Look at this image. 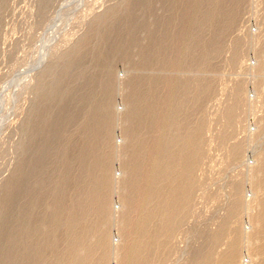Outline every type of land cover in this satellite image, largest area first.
I'll return each instance as SVG.
<instances>
[{"label": "bare ground", "instance_id": "1", "mask_svg": "<svg viewBox=\"0 0 264 264\" xmlns=\"http://www.w3.org/2000/svg\"><path fill=\"white\" fill-rule=\"evenodd\" d=\"M130 1L135 3V0ZM144 1L140 0L138 3L149 4L151 0ZM191 1H187L190 6L185 4L189 8L184 6L187 10L184 9L176 27L180 38L177 39V46L169 47L163 33L150 34L153 36L152 41L142 52L139 70L165 68L168 64L175 67L188 65H185V57H189L187 53L185 52L187 56L182 60L179 57H183L184 52L179 51L182 53L180 55L181 53L176 51L181 48V44L191 41L192 34H197L196 27H200L202 21L208 19L206 16L212 15L213 18L209 19L215 20L216 25L221 23V28L217 29L215 26L217 34L220 29L229 30L238 16L237 5L243 0H215L221 1L224 6L216 9L214 13L212 11L211 14L202 11L200 0ZM224 2L233 3V6L230 8V3L227 6ZM127 23L129 45L137 44L136 30L140 24L133 17H128ZM187 25H192L191 33L188 32L191 36L183 39L180 36L186 34L184 29ZM115 28L114 26L112 32ZM151 30L149 29L154 32L156 28ZM117 31L119 30H115V33ZM166 31L167 29L165 33ZM121 34H118V37L116 35L118 39L114 38L113 41H110L113 35L102 37L103 44L110 49L101 57L104 64H112L119 51L121 53L124 49L120 45ZM218 36L220 39V35ZM181 39L183 41L179 42ZM174 47L179 57L175 58L176 55L173 53L172 56L175 55L173 59L170 54L174 52ZM210 49L207 51L213 50ZM116 51L118 54H115ZM208 52L203 56L205 59L199 57L194 59L193 55L196 54L190 55L193 61L191 58L188 59L194 63L199 62L200 65L199 63L197 65L200 69H208L215 57H209L211 55ZM215 53L213 52V55ZM191 61L189 65L193 66L194 63ZM85 69H82L83 73L91 71ZM100 69L102 70L101 67ZM73 71L75 72V69ZM96 72H99L98 69ZM88 73L87 77L91 74L94 76L93 72ZM107 73L105 74L107 78L104 75L107 83L103 81L106 85L102 88L100 87L102 73L101 76H98L100 75L98 73L94 78L89 76L88 80L86 79L87 83L85 81L88 86H91L90 84L99 86L100 94L98 88V92L92 94L90 88L87 90L89 94L88 92L84 96L79 94L83 93V90L73 86V79L81 80V75L74 76L72 85L69 84L73 95L68 91L70 86L68 90L64 89L69 95L66 93L64 95L59 86H51L49 90L51 93L46 95V100L52 103L55 96L56 98L58 96V99L60 96L62 105L58 103L60 106H57L53 103L57 108L51 109L50 105L48 114L36 115L37 121L40 118V126L37 124L38 127H35L32 137L30 136L33 139L31 146L33 148L28 152L32 149L29 153L32 155L30 157L26 155L28 159L24 157L25 161L19 169L20 173H17L19 175L15 187L10 189L8 197L10 209L7 214L5 213L6 216L0 225V264H170L177 254L184 252L185 249L182 250L180 246L182 233H185L184 226L194 212V195L199 186L196 174L206 153L202 141L203 120L192 127L188 125L186 128L189 129L187 130L189 133L182 134V121L178 114L191 104L200 105L210 94L211 85L204 79L178 87L175 85L178 82L169 78L131 80L132 96L128 101L125 143L121 148L125 151V162L122 164V177L118 180L113 174L115 155L118 152L115 150L118 148L112 147L114 122L117 118L114 117L112 107L115 87L112 74ZM84 76L85 74L82 78ZM79 82L75 81V84ZM242 90V88L237 90L239 97ZM237 94L234 95L239 98ZM81 103L86 106L85 111L80 110ZM236 106L228 109L227 114L225 112L226 127L225 132H222L223 137L220 138L222 144L227 143V134L230 132L228 130H232L234 125ZM64 132L68 138L63 137ZM66 148H75L72 157L65 156ZM242 151L240 146L232 147L233 160L238 161ZM252 173L258 192L262 193L264 156ZM70 188L71 195L68 194ZM234 188V201L228 213L229 219L235 217L238 225H235V228L232 225V230L229 226L231 219L226 224L227 219L223 226L221 224L219 231L205 234L203 244L189 251L191 253L189 264H244L242 257L246 248L254 259L252 264H264V196L257 199L258 212L250 216L252 229L246 232L238 223L246 206L242 201L245 189L241 186ZM117 189L122 192L119 196L115 194ZM114 199L120 201L118 220L115 217L118 212ZM114 224L121 230V239L116 245L112 237ZM229 233L230 238L227 235ZM221 245L226 248L218 253L217 248ZM13 255H16L17 261L11 260L10 257Z\"/></svg>", "mask_w": 264, "mask_h": 264}, {"label": "rangeland", "instance_id": "2", "mask_svg": "<svg viewBox=\"0 0 264 264\" xmlns=\"http://www.w3.org/2000/svg\"><path fill=\"white\" fill-rule=\"evenodd\" d=\"M139 1L135 0V3H131L130 0H0V225L10 209L8 202L10 189L15 187L16 178L19 175L17 173H20L19 169L25 161L24 157L32 155L29 154L32 149L28 152L30 148H33L31 147L33 144L31 137L35 127L40 126V118L38 122L36 115L45 116L50 112V105L51 109H55L62 101L60 96L59 99L58 96L57 98L55 96L56 100L54 99L52 103L46 100V95L51 93L49 91L51 86L62 88L64 95L69 92L73 95L70 85L74 82L73 86L76 89L83 90V93L80 90L77 93L80 92L79 94L84 96L89 88L91 94L98 92L97 88H102L107 83L104 80L106 72L112 74L115 87L112 107L114 117H117L114 122L112 147L118 148L115 150L118 152L115 155L113 174L115 179L119 180L123 174L122 164L125 162V151L121 148L125 143L128 101L132 96L131 80L134 78L147 80L169 78L176 80L178 84L175 85L178 87L204 79L211 85L210 94L200 105L193 106L191 104L178 114L182 121V134L189 130L186 128L188 125L192 127L199 121L203 120L204 122L202 141L206 155L196 174L199 186L194 195V212L184 226L185 233H182L180 246L182 250H185L183 253L177 254L173 263H170L189 264V254H191L189 251L203 244L205 234H214L219 231L227 219L226 224L231 219L230 225L228 224L230 227L233 225L235 228V225H238L235 217L229 219L230 214L228 213L229 207L234 201L233 188L235 186L245 189L242 201L246 206L243 208L238 223L246 232H250L252 229L250 216L258 212L257 199L264 196V190L262 193L258 192V186L253 181L252 173L259 166L261 157L264 156V0H243L237 5V8L239 6L238 16L232 27L224 31L220 29L218 34L215 31V26L219 29L221 23L216 25L215 20L209 19L213 18L212 15L206 16L208 19L203 20L201 26L195 29L196 37L192 34L193 38L189 43L181 44L186 47L185 51L184 47L182 48L179 44L181 48L176 51L184 52V54L186 52L189 57L185 58H191V60L192 54H198L197 56L193 55L196 57L194 59L198 57L205 59L203 56H206L207 50L213 49L208 52L211 55L209 57L215 56L212 57L213 61L208 69H200L199 62V64L192 62L194 59L192 61L185 59V65L188 64L185 67L168 64L165 68H152L148 71L139 70L138 65L142 52L151 44L153 36L150 34L163 33L169 47L177 46L176 43L180 38L176 27L181 14L188 7L185 4L191 0H151L149 4L147 3L148 5L138 3ZM200 2L202 11L208 14H211L212 11L214 13L216 9L224 6L221 1L200 0ZM225 2L224 4H226ZM229 3L226 5L228 6ZM232 4L230 3V8L233 6ZM128 17H133L140 24L136 30L138 42L134 45H129V34H127L129 27L126 26ZM114 26L116 28L112 32ZM152 28L153 30L156 28V30L151 32ZM165 29H167L166 33ZM115 30H119L118 33H115ZM184 30L186 34L180 37L187 39L186 37L191 36L188 32L191 33L192 25H187ZM118 34H121V43H119L124 49L121 50V53L119 51V54L116 51L115 54H118V57L113 60L114 62L112 61V64L107 63L106 65L105 62H102L101 57L110 49L103 44L102 37L113 35L110 39L113 41L114 38L116 39V35L118 37ZM218 35H220V39ZM215 38L218 40L216 41ZM183 39L179 42H182ZM173 49L171 50L174 52L169 51L171 52L169 54L173 59L175 55V58H178L176 48ZM212 51L216 53L213 55ZM173 53L174 56H172ZM187 55L180 56L179 59ZM71 60L72 62H69ZM190 61L194 63L193 66L189 65ZM85 68L91 70L90 72H93L94 76L98 73L100 74L98 76H101L102 73L101 83L103 86L101 83L100 87L92 86V84H90L91 86L86 85V79L92 74L87 77L89 71L83 73ZM105 70L106 72H104ZM73 72L77 74L75 75ZM84 74L85 79L82 78ZM77 75H81V80L80 78L79 80L73 79ZM94 76L92 77L94 78ZM75 81H81L76 83L79 84L78 87ZM103 81L106 83L104 84ZM66 82L68 84H65ZM64 85L67 86L64 87ZM86 86L88 87L86 88ZM66 88L69 89V92L64 90ZM84 88H86L85 91ZM239 88L243 89V97H241L242 93L240 97L237 94ZM98 93L100 94L101 90ZM234 94H237L239 98ZM53 103L57 106L54 107ZM81 104L82 109L80 110L82 111L86 106ZM234 106L237 109L234 111L236 112L234 125L232 130H228L230 132L229 135L227 134V143L222 144L220 138L223 137L222 132H225V117L229 112L228 109L235 108ZM63 137L68 138L67 133L64 132ZM234 146H240L243 150L238 161L233 160L231 155ZM74 149L66 148L68 154L64 152V149L62 151L69 158L72 157ZM112 150L114 151V148ZM60 154L59 152V157ZM89 161L91 160L89 159ZM71 193L72 189L70 188L68 194L71 195ZM121 193L119 189L115 192L116 196ZM114 201L118 212L115 217L118 220L120 201L118 199H114ZM232 220L236 224H232ZM233 228L231 227L232 230ZM112 233L115 245L119 244L121 230H118L115 225ZM227 235L230 238V233ZM226 241L227 236L225 237ZM225 248L224 245H221L217 248V252L221 253ZM247 250L246 248L243 251L242 262L252 264L254 259ZM15 257L16 255H13L10 258L17 261Z\"/></svg>", "mask_w": 264, "mask_h": 264}]
</instances>
